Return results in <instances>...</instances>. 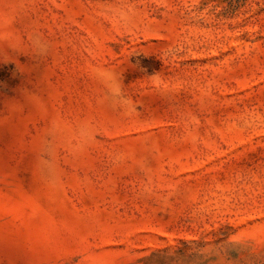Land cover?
I'll list each match as a JSON object with an SVG mask.
<instances>
[{"label":"rangeland","instance_id":"rangeland-1","mask_svg":"<svg viewBox=\"0 0 264 264\" xmlns=\"http://www.w3.org/2000/svg\"><path fill=\"white\" fill-rule=\"evenodd\" d=\"M0 264H264V0H0Z\"/></svg>","mask_w":264,"mask_h":264}]
</instances>
